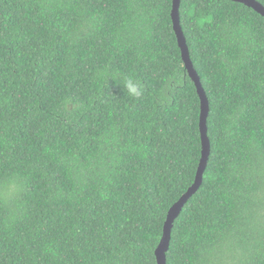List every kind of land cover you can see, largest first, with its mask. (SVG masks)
Returning <instances> with one entry per match:
<instances>
[{
  "label": "trees",
  "instance_id": "16d2710c",
  "mask_svg": "<svg viewBox=\"0 0 264 264\" xmlns=\"http://www.w3.org/2000/svg\"><path fill=\"white\" fill-rule=\"evenodd\" d=\"M172 9L0 0V264H158L202 157ZM180 14L211 154L167 264H264V16L232 0H181Z\"/></svg>",
  "mask_w": 264,
  "mask_h": 264
},
{
  "label": "water",
  "instance_id": "95a60500",
  "mask_svg": "<svg viewBox=\"0 0 264 264\" xmlns=\"http://www.w3.org/2000/svg\"><path fill=\"white\" fill-rule=\"evenodd\" d=\"M246 4L252 7L258 13L264 16V5L257 0H232ZM181 0H173L172 18L174 23V29L176 31L179 46L182 50V57L185 63L191 79L193 80L198 94L201 99V114H200V130L202 135V157L198 166L197 174L193 184L188 188L185 194L172 205L168 212L167 220L164 225V232L161 241L156 248V256L158 264H167L166 252L170 247L172 228L174 226L175 219L179 216L182 208L188 202V200L195 194L202 185L205 170L207 168L210 154H211V142L208 136V117L210 113V102L207 93L203 87L201 78L196 71L193 62L190 57L187 39L181 26V15H180Z\"/></svg>",
  "mask_w": 264,
  "mask_h": 264
},
{
  "label": "clouds",
  "instance_id": "9594fccd",
  "mask_svg": "<svg viewBox=\"0 0 264 264\" xmlns=\"http://www.w3.org/2000/svg\"><path fill=\"white\" fill-rule=\"evenodd\" d=\"M173 10V9H172ZM181 15V14H180ZM172 20H173V18H172ZM173 26H174V23H173ZM181 26H182V24H181ZM183 28V27H182ZM184 31V30H183ZM176 32V31H175ZM178 38V37H177ZM178 43H179V41H178ZM188 44V43H187ZM188 48H189V46H188ZM182 51V50H181ZM189 53H190V51H189ZM191 57V56H190ZM194 65V64H193ZM124 88H125V90H126V93L128 94V95H131V96H139L140 94H141V87H140V85L136 82V81H134V80H132V79H128L125 83H124Z\"/></svg>",
  "mask_w": 264,
  "mask_h": 264
}]
</instances>
